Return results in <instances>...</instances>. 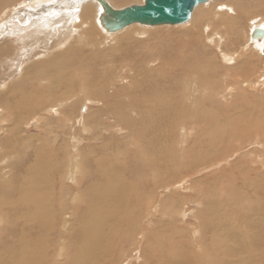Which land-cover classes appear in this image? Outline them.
I'll return each instance as SVG.
<instances>
[{"label": "rangeland", "instance_id": "1", "mask_svg": "<svg viewBox=\"0 0 264 264\" xmlns=\"http://www.w3.org/2000/svg\"><path fill=\"white\" fill-rule=\"evenodd\" d=\"M211 2L212 3H210L208 6L199 9L200 17L197 21V24H201L200 20L205 19V16H207L206 14H204V12L210 10L209 6L213 5L214 1ZM139 3H141V1L129 3L128 6ZM18 7H22V6H18ZM120 7L121 6H116V8H120ZM247 11L244 9L238 12L237 14L238 24L237 27L235 28L236 30L235 29L233 30L234 34L230 35L229 40L227 42L223 43L219 48H211L212 49L211 53L203 54L204 56L201 55L203 59L195 60L197 64L199 65L205 64L206 66L204 67V69L195 73L196 75H198L200 80L199 83H197L199 87L202 85L205 86L206 88L211 87L210 86L211 81L214 77H218L217 80H220L219 79L220 75L222 76L232 75L234 77V74L235 73L237 74V72L238 73L246 72L247 79L252 83H258V80L264 82L262 78L264 74L263 71L264 54L262 56L259 55L257 51L252 49L251 44L249 45L250 42H248V33H249L248 31L251 27V19L253 18V16L256 15L255 17H257V15L259 14H262L261 16H264V12L260 10H258L257 12V9L256 10L252 9V11H248V12ZM95 14L96 12L94 11V17H93L94 23L96 18ZM208 18L209 21L211 22L212 18L211 17ZM258 18H260V22H264V18L260 16H258ZM140 28H146V27H140ZM148 29H157V28H148ZM99 35L101 36L102 39L110 37V35H105L101 31H99ZM97 37L100 38L99 36ZM152 38H157L158 40L161 41L163 40L162 42H165L167 40H178L183 37L173 36V35H168V36L162 35V36H155ZM231 39H233L232 41L233 43L231 42ZM72 42L70 41L69 43H67V45L69 44L68 46L71 48L74 47L76 48V46H78V48L71 50L69 47H66L67 46L66 45L65 48L63 49L69 50L68 52H65L62 49L63 51L60 50L53 53V56L57 58L53 59V57L51 56L49 59H47L46 62H49V65L47 64L45 70H50V68L54 69L53 61H55L56 64V71L59 70L60 66L65 65V63L67 65L69 57L73 56L78 58L79 52L84 53V56L86 57V59L83 62H81L82 59L78 58L79 63L77 64L76 69L71 67L68 73L66 74L57 72V75L53 76L55 77V81L53 80L54 84L53 82H51L52 84L50 85L51 87H48L50 89L53 88H56V90L58 89L59 93H67V95H69L70 98L73 97V95L74 97H76V99H74L75 101L74 100L72 101L73 104H70V106H68L69 109L68 112L71 110L70 111L72 113L71 117H73L72 119L75 121L76 129L78 130V132H81L80 135L73 136L70 140L71 142L72 140L79 141L78 148L76 149L74 147V144H72V146L69 145V147L67 148L66 146L68 141L67 137L70 136L69 133H71V132H67L68 131L67 127L61 126V129L60 127L54 128L52 127L51 123L44 121L43 123H45V126H47L49 130L52 128V132H51L52 136L47 137L44 136V133H40L38 131L32 115L30 117H25V119L23 120V123L25 125L26 123H28V130H29L28 132L31 137L37 139L39 138L38 136H40L38 142L32 141V143H26L24 140H22V137H19L16 138V140L13 142L14 145L16 144V148H15L16 150L14 149L15 151L13 149L11 152H6L7 149L4 150L6 153H8V157L11 159L10 161L12 162L17 161L16 158H19V156L21 155L32 158L34 161H32L30 164L31 165L34 164L33 165L34 167L33 166H32L33 168L30 167L31 166L30 165L29 167L32 170H30L27 173L29 174L32 171L33 175L34 176L36 175L35 178L37 179H34L36 180L34 182H32L33 180L29 182H24V185H20L18 182H15L16 184L15 183L13 184H15L16 187L15 185L9 184V182L1 181L0 211L2 212V214L4 212L5 214H7V215L5 214L2 215L3 225L2 224L0 225L1 264H14L15 260H19L20 264H48L52 258L53 253L58 249L57 245L55 247V243H56L55 237L57 235V231L60 230L59 226L63 224V222L64 223L68 222L69 224L68 228L66 229L68 233H62L63 236L62 238L66 242L65 249L66 248L67 249L63 254L65 255L64 258L62 257L57 262H55L57 264H144L145 263L144 256L147 257L146 260L148 264H164L167 262L166 259L163 258L164 256L161 259H159V253L156 251L169 252L170 248H177V247H185L184 252L189 256L195 255L194 257L186 258L187 261L186 259L182 260L181 258H179L180 260H178V262L180 261L181 263L179 262L177 264H189L190 262H191L190 264H223L221 263V261L227 262V260L222 254V250L224 247V242H227L230 233L236 231L237 232L243 231L248 227L249 229H251V231H249V229L247 230L252 236L245 237L243 240L239 242L232 239L229 244L231 264L234 261H236V260H232V258H236V256L241 255V254L239 255V252L242 253V256H240V258L246 264H252V263L264 264V235H263L264 228L262 227L263 224L259 223L261 219L260 217L264 216L263 214L264 210H262L264 209V201H263L264 197H262L260 193V191L264 190L263 188L264 169L261 168V166L259 165L260 163L257 164V160L264 161V149L262 150L261 148H258L257 151L255 149L252 153L251 150H249V148L251 147L249 143H247V149L245 150L243 148H241L240 150L235 149L236 147H238V145L235 148L230 146L231 148L230 149L229 145L227 144L229 143V137L232 129L235 132L234 133L235 136L240 139L249 130L252 132L257 131V137L259 134L260 138L261 137L264 138V105H263L264 102L263 103L261 102L262 104L261 109L258 106V104H256L257 109L253 111L251 106L252 103L250 104L248 100H244V99L241 100L237 99V102L235 104L228 105L226 103H216V102H212V104H209L205 98L199 97L200 102L198 101L199 104L197 105V107H195V109L191 107L188 108V106H181V105L176 106L174 103L172 104L171 102L166 101L164 107L165 109H163L162 113L161 111H153L150 114L151 116L154 114L155 118L162 117V119L164 120V125L163 124L161 125L159 121L155 119L153 116L152 117L150 115L148 116L151 118L145 117L143 126L141 124L140 126L141 129L138 131V134L140 135L141 133L140 136H143L142 137L143 139L137 137L138 140H140L139 143L137 138L128 140L122 137H117L111 139V137L113 136V132H111L110 134L106 133L104 134L103 138H100L99 136L104 132L105 128H107V125H112L116 122L113 121L111 123L110 120L112 119L117 120L113 115L109 113V111L100 108V105L98 103L100 100L103 101L108 100L112 95L111 94L109 97H107V95L105 94L108 92L110 88H112L109 85L112 81V77L109 75V71L111 70V68L107 66L106 68L103 69V65L101 66V64H105L102 55H104V53L105 54L108 53L109 51H106L105 49L104 50L101 49V51L99 52L101 55L100 60L89 59L91 58L93 51L90 50L89 48L81 46L79 43L73 42L72 44ZM20 43L21 41H17L14 44H12V46L15 48V51L17 47L20 45ZM125 45L126 43H124L123 45H119L121 47V50L124 48ZM246 46L248 47L246 48ZM109 48L111 47H106V49ZM244 48H246L245 50H247L243 52L242 57L244 56V58L242 57L237 58V60L234 63V66L232 67L233 69H231L229 65L224 63L223 60L224 54L232 53L233 51H236V49L243 50ZM0 52L3 53L0 56L1 61L6 60L10 56L7 55L8 48L4 44L1 45ZM118 52L119 51H116V53ZM66 55L68 57H66ZM250 55H252L253 57H251ZM243 62H245L244 65ZM209 63L211 65L212 64L215 65L213 71L211 70V65ZM7 64L8 63H4L3 65L7 66ZM216 64L219 66L220 69V71L218 70L220 74L218 76L215 75L216 73L214 72L215 70H217ZM236 65L238 66L240 65V67ZM100 68L106 71L104 72L100 70ZM237 69L240 70L238 71ZM78 70L80 71L77 74ZM101 71L104 73H102ZM73 72H75L76 74ZM49 73L45 75V77H48ZM72 73L74 75H72ZM105 73L111 78L110 79L108 77L111 81H108ZM84 74L85 75L89 74L88 76L91 75V77L87 78L88 76L86 75L85 77ZM84 77L91 80L86 81V79H83ZM236 78L238 77L236 76ZM99 80H101L100 83ZM233 80L234 79H229L227 82L229 83L230 81V83H232ZM238 81H240V79H238ZM232 85H236V84H231V85L228 84L227 86L231 87ZM151 86H154L153 82L146 83V87L148 88V92H149L148 95L151 96L152 97L151 100H153V98H155L156 91H152ZM221 86L222 85L219 82L217 88H220ZM239 86L240 85H238L237 87ZM258 86L259 89H256L255 92H257L258 96L260 97L261 96L260 94L263 93L262 95H264V86L263 85L260 86L259 84ZM103 87L105 90L103 89ZM118 88H120V86H116V89ZM101 89L103 90L101 91ZM243 89H245V87H243ZM35 96L37 95L34 92L32 93L21 92L20 94H18L17 98L14 101H11L8 104H6L5 108H7L9 111L18 110L19 107H21L22 109L24 105L29 106L30 102L36 100ZM233 96H235V93L233 94ZM29 97H32L31 101L27 100V98ZM87 101H89L90 104H87ZM115 101L119 103L120 99H114V102ZM41 103H42L41 106L45 105V107L47 108V103L45 101H42ZM109 107L115 108L116 105H111ZM30 108L32 110L35 109L34 107H30ZM256 110L258 111V113L254 114ZM186 117L187 118L193 117L194 124L198 125L197 132L199 133L198 134L199 138L197 137L195 139L197 140V142L196 141L195 142L198 143V145L197 144L195 145V143H193L191 148L192 153L188 151L184 153H179L178 155L175 154L172 155L173 153L168 149V147L172 140H173L172 144H175L177 143V139H178L176 136L177 126L174 125H179V123L185 124L183 120H185ZM87 118H89L90 124L86 125V127L83 128L82 126L83 122H86ZM104 121H106L107 123H105ZM11 122L12 119L8 120L7 125L11 124ZM102 122L105 123V125H103V127H99V125L102 124ZM174 127L176 129H174ZM35 129L37 131H35ZM82 129H88L87 130L88 133L87 131H84L83 133L81 131ZM258 131H260V133H258ZM17 132L18 135H21L22 130L19 129V131ZM253 134L256 133H252V135ZM145 135L146 136L149 135L148 140ZM55 136L60 137L58 141L61 143L60 149H57L58 142L52 143L50 141L48 144H46L48 140H50V138H53ZM44 138L47 139L45 144L42 143ZM262 140L264 141V139ZM64 141L66 142L65 144H63ZM155 141L161 143L160 146H163V149L166 150L168 149L167 150L168 154L166 153V159L167 157L168 159L170 158L169 159L170 161L167 160L168 163L165 164L164 170L166 171H162L163 173L159 177L155 173L151 174L150 171L148 172L146 171V174H144V172L141 171V169L140 170L138 169L142 164V162L140 161L141 160L140 159L141 155L139 153L140 150L139 148L133 145L136 142L138 146H140V144L142 146L143 143L146 144L147 142H149L148 152H153L155 150V144H154ZM237 144H239V142H237ZM202 145L204 146V149ZM5 146L8 148L7 145ZM18 146L20 147V149ZM200 147L203 150H201ZM170 148L176 150V147H170ZM36 149L38 150L36 151ZM233 149H235V151ZM17 150L19 151L18 155H17ZM26 151L30 152V154L28 153L25 155L24 153ZM232 152H235L234 153L235 157H233L230 162L228 163L225 162L226 158H228L230 153ZM194 153L196 156L194 155ZM255 154L256 156L254 157ZM243 155L244 157H242ZM172 156H175V158H171ZM198 156L200 157L198 158ZM250 156H251L250 159L251 161L249 160L247 161V159L250 158ZM258 156L259 159H257ZM75 157L80 158L82 164L81 163L79 164L80 166L78 167V169L73 174H71L69 177L70 179H68L66 177L72 171L65 172V168H66L65 165L68 162V159H74ZM261 157H263V159ZM178 158L181 159L179 160ZM194 158L196 159V161L198 159H200L201 161L203 160L200 163L204 162V165L201 166V169L198 172L189 174L192 171V169L194 170L197 167H200V164L196 166L197 164L194 163L196 162ZM93 159H95V161ZM137 159H139L138 163H137ZM174 159L177 160L178 163H180L177 164L178 166L180 165L179 168L176 165L177 161L175 162ZM191 160L192 161L194 160V162H192ZM91 161L93 162V164L95 163V166H93ZM188 161H190V163H188ZM217 162L220 163V166L215 167ZM186 163L193 165L192 166L190 165L191 166L190 167ZM233 163H235L234 164L235 167L231 166L232 168H234L233 171L232 170L227 172L222 171L224 169H228L230 167V164ZM15 164L16 163L13 162V165ZM185 165H187L191 169L189 170L190 172L188 171L189 168ZM243 165H246L247 169L249 167L250 171H247V169L244 170L245 166ZM19 166L22 167L23 175L24 173L26 174L25 170L28 169L29 167L27 166L28 167L27 168L22 162L19 163ZM174 168H178V169H174ZM255 168L258 169V171ZM261 170L263 174L261 173ZM109 171L112 173L111 175L112 179H110V182L112 180V183L110 182L108 183L107 181H105L107 180L106 177ZM187 171L189 172L188 174H186ZM218 172L221 173L219 174ZM252 173H254L255 175H253ZM170 174L171 176H169ZM243 175H248L255 182L248 183V185L249 184L250 185L245 186L241 180V177ZM153 177L154 180L151 181V178ZM72 179L75 180V182H73ZM160 179H164V180H160ZM157 180L159 183L157 182ZM25 181L27 180L25 179ZM5 183L10 189L12 188L13 192L17 190L18 194L16 192L11 193L12 190L8 188L10 190L9 192L10 195L9 193L7 194L9 196L12 195L11 198L8 197L5 193L6 192ZM17 183L20 186L17 187ZM173 183H175L174 185H176L177 187L174 190L170 189L171 191L167 190L169 189V187L171 188L172 186H174L171 185ZM27 184L29 186H26ZM161 185L163 186V188ZM157 186L159 187L156 188ZM165 186L167 188H165ZM258 186L262 188L260 189ZM103 187L105 188L104 191L108 195L107 198L109 202L115 200V202L117 203L119 200L120 203L119 207L116 206L117 204L114 202H110L113 203L110 205L112 207H108L110 203L107 200H105L106 198H103V194H105L102 190L104 189ZM29 188L32 189V191L34 190V193ZM109 188H110V192L108 190ZM22 190H23L22 192L23 194L20 193ZM27 190H29V192ZM30 191L32 192V195H30ZM98 192H100L99 194H101L102 197L98 194ZM113 192H115V194ZM14 194L18 196H15ZM19 194L22 195L21 198L24 199V201L21 202L22 199L20 198L21 199L20 204L15 207L11 206L12 208L8 207L9 209L7 208V206H4L8 201L11 200L14 201L18 200L19 202L18 199ZM26 194L32 197L31 198L29 196L26 197ZM248 194L253 195V198L251 196L252 198L251 199L250 195ZM5 195L7 196V198ZM23 195L25 196V198ZM247 197H249L250 199L249 198L247 199ZM32 198H34L35 200ZM27 199H29L30 201H28ZM25 201L29 202L28 203L29 207L27 202L25 203ZM30 202H32V204L34 203L35 205L30 207V205H32L30 204ZM90 202L92 203L91 205ZM105 203L106 206H104L105 213L103 212L104 213L103 217L106 216L109 219L110 217L114 218L113 220L110 219L112 221L111 223L119 227L120 228L119 230H117L115 227V229H111L108 231L107 226L104 224L105 217L99 218L101 226L102 224L104 225L101 227V229L99 227L98 222L95 221L98 218L97 208ZM114 204L116 205L114 206ZM151 204L156 205L158 211L157 210L156 212H154L153 210L150 211V206H152ZM26 205L28 208L26 207ZM260 205H262L263 208L260 207ZM38 206L40 207L37 210ZM45 206L47 209L50 208L51 210H53V214H50L49 213L50 211L48 209L49 212L47 213L50 214V216H48L45 213L47 211ZM33 207L36 210V213L37 212L39 213L40 209L46 210L45 212H43L42 210L40 211V213L42 212L44 216L42 215L39 216V214L37 213L35 217L34 214L36 213L33 211L34 210ZM113 207H117L116 209L118 212L117 216H116V210ZM18 208H20V210ZM108 208L110 209L113 208V210L109 211ZM7 209L8 211H6ZM28 209H30L29 212L31 211L33 212L32 216L29 215L32 220L29 219L30 217L27 218L28 214L27 216L25 214L26 213L25 211H27L28 213ZM174 210H177L176 214L172 213V211ZM23 212L24 214L22 216L24 217L25 215V217L27 218V219L25 218L26 220H24V218L21 216V213ZM183 212L184 214L182 215L181 213ZM113 213L115 215H113ZM51 215H53V218L51 217ZM33 216L35 218H38L39 216L38 220L39 219L44 220L45 218L51 217L50 218L51 221H49L48 219V222L50 223L46 222L47 219L43 221L44 225L47 223L49 227H47L46 225H45L46 227H44V225L41 224L40 220H39L40 222L38 223H40L41 226L37 227L38 225L37 219H34ZM17 217L22 218L20 219L22 221H18L16 219ZM33 219L36 220L35 221L37 224L36 226H35V222H33L34 221ZM29 220L32 221V223L30 222L31 224L27 222ZM207 221L210 222L208 223ZM25 222H27L28 224ZM51 222L53 224V227L56 226V230H52L50 232L51 229L49 228ZM90 223L93 224V226L95 223L97 225V231L100 229L101 233H99V231L96 232L94 229H92L90 230L91 234L86 235L85 232L83 231L86 230L85 225ZM256 224L257 226L259 225L260 228L257 229ZM202 225L204 228L202 227ZM42 229H46L47 232L44 233L45 230L43 231ZM195 229L199 231V237L192 235V233L196 231ZM71 231H73L74 233ZM79 232L80 234L83 233V235L82 234L80 235ZM25 233L26 235H24ZM238 234L239 233H237V235ZM19 235H22V237L20 238ZM151 237H153L151 244L152 249L150 251L147 250L144 255L143 250L142 251L140 250L141 243L147 244ZM256 240L258 242H256ZM248 242H251V244H247ZM2 249H4L5 251H3ZM249 251H251L252 253ZM5 252L10 253V255L8 256ZM15 253L17 256L13 258ZM75 253H77L78 255L77 254L74 255ZM137 253H140L143 256V258L141 259L138 258L136 262L134 260H135V256L137 257ZM35 255L37 256L35 257ZM206 256H208L209 258H206L204 260V257ZM251 257L253 258V260ZM219 258L221 259V261L219 260ZM195 259H198L200 262L197 261L196 263H194L193 261Z\"/></svg>", "mask_w": 264, "mask_h": 264}, {"label": "bare ground", "instance_id": "2", "mask_svg": "<svg viewBox=\"0 0 264 264\" xmlns=\"http://www.w3.org/2000/svg\"><path fill=\"white\" fill-rule=\"evenodd\" d=\"M138 1H141V3H139L137 5H141V4H143L144 0H106V2L109 4V6L115 10L122 9V8H124L123 6H125V5H127L125 7H128L129 3L138 2ZM211 1H214V2H213V5L209 6L210 10L204 12V14H206L207 16H205V19L200 20L201 24H197V21L200 17L199 16V14H200L199 9L208 6L210 3H212ZM18 6H22V7H18ZM23 6H25V7H23ZM116 6H121V7L116 8ZM251 8L253 10L257 9V12H258V10L264 12V9H263L264 8V0H208V2L197 6L193 10L190 20L187 21L186 23L182 24V25L145 26V25H140V24H132V25L126 27L125 29H123L119 32L108 33V32H105L104 29L100 25V16L103 14V10H102L101 6L95 0H0V47H1V45L4 44L8 48L7 55H10L6 60L1 61V59H0V155H1V157H0V185H1V181L2 182H4V181L9 182V184H11V185H15L16 184L15 182H18L20 185H24V182H29L32 180H33L32 182H34V181H36L34 179H37V178H35L36 175L34 176L32 171L29 174L27 173L30 170H32L30 167H32L34 165V164L33 165L30 164L32 161H34L32 158L21 155V156H19V158H16L17 161H13L17 164V166H16V164L13 165V162L10 161L11 159L8 157V153H6V152H11L12 149L14 150L16 148V144L15 145L13 144V142L16 140V138L22 137V140H24L26 143H32V141L38 142V139L40 138V136H38L39 138H37V139L30 136V134L28 132L29 131L28 130V123H26V125L23 123V120L25 119V117H30L32 115L33 120L36 123V127H37L38 131L40 133H44V136H47V137L52 136V133H51L52 128L49 130L47 128V126H45V123H43L44 121L51 123L52 127H54V128L60 127V129H61V126L67 127L68 128L67 132H71V133H69L70 136L67 137L68 139L66 138L68 140L67 144H66L67 148L69 147V145L72 146V144H74V147L76 149L78 148L79 141L72 140V142H71L70 140L73 136L80 135L81 132H78V130L76 129L75 121L72 119L73 117H71V115H72V113L70 112L71 110L68 112V110H69L68 106H70V104H73L72 101L74 99H76V97H74V95H73V97L70 98V96L67 95V93H59L58 89L57 90H56V88L50 89L48 87H51L50 85H52L51 82H53V80L55 81V77H53V76L57 75V72H61V73L66 74V73H68V71L70 70L71 67L76 69L77 64L79 63L78 58L82 59L81 62H83L86 59V57L84 56V53L79 52L78 58L73 57V56L69 57L67 65L65 63V65L60 66L59 70L56 71L55 61H53L54 69L50 68V70H45V67L47 66V64L49 65V62H46V60L49 59L51 56L53 57V59L57 58V57L53 56V53L60 51L63 48H65L67 43H69L70 41L71 42L73 41L74 43L75 42L79 43L81 46H84V47L92 50L93 53H92L91 58H89V59L100 60L101 55L99 52L101 51V49L102 50L105 49L106 51H109L108 53H106V54L104 53V55H102V58L104 59L105 64H101V66L103 65V69L106 68L107 66L111 68V70L109 71V75L112 77V81L110 80L111 78L106 73H105V75H106L108 81H111V83L109 85L112 88H110L108 90V92L105 94L107 95V97H109L111 94L112 95L108 100H106V101L100 100L98 103L100 105V108H102L103 110L109 111V113L111 115H113L115 117V119H117V120H113V119L110 120L111 123L113 121H116V122L112 125H107V128H105L104 132L99 136L100 138H103L104 134H106V133L110 134L111 132H113V136L111 137V139L117 138V137H122V138L128 139V140L129 139H136L137 137H140V139H143L142 138L143 136H140L141 133L139 135L138 131L141 129V127H140L141 124L143 126V122H144L145 117H148L151 114V112H153V111H161V113H162L163 109H165L164 107H165L166 101H169L172 104L174 103L176 106L177 105L188 106V108L191 107V108L195 109V107H197V105L200 102L199 97L205 98L209 104H212V102H216V103H226L228 105L235 104L237 102V99H240V100L244 99V100H248L250 102V104L252 103L251 106H252L253 111L255 109H257L256 104H258V106L261 109V106H262L261 102L262 103L264 102V100H263L264 95H262L263 94L262 93V94H260L261 96L259 97L258 93L255 92V90L259 89L258 84L260 86L261 85L264 86L263 81L258 80V83H252L251 81H249L247 79V77H246L247 73L246 72H243V73L237 72V74L235 73L234 74L235 78L232 75L222 76L219 74L220 69H219V66L216 64L217 70H215L214 72L216 73L215 75H217V76L220 75L219 76L220 80H217L218 77L213 78V76H212L213 79L211 81V85H210L211 87L206 88L203 85L199 87V85L197 83H199L200 80H199L198 75L195 74L198 71L204 69V67H206L205 64H202V65L197 64L195 62V60L196 59L197 60L203 59V57L201 55L211 53V50H212L211 48H219V47H221V45L223 43L227 42L229 40L230 35L234 34L233 30L237 27V24H238V21H237L238 15L237 14H238V12H240L241 10H244V9L246 11L247 10L252 11ZM94 11L96 12L95 23L93 20ZM261 15L262 14L257 15V17H255L256 16L255 15V16H253L254 19L253 18H252L253 20L251 19V27L248 31L249 32L248 33V42H250L249 45L251 44L252 49L257 51V53L262 56L264 54L263 53V51H264V22H260V18H258V16L264 18V16H261ZM208 17L212 18L211 22L209 21ZM193 19H194V22H193ZM249 21H250V19H249ZM137 26H139V27H137ZM140 27H146V28H140ZM159 27H161V28H159ZM148 28H157V29H148ZM255 30H259L261 32V34L254 36L253 33ZM99 31H101L105 35H110V37L102 39L101 36L99 35ZM232 31H233V33H232ZM162 35H166V36L173 35V36H180L183 38L178 39V40H167L165 42H162L163 40L161 41V40H158L157 38H152L155 36H162ZM97 36H99L100 38H98ZM235 36H238V35H235ZM17 41H21V43L15 51V48L12 46V44H14ZM232 41H233V39H231V42ZM73 42H72V44H73ZM124 43H126V45L121 50V47L119 45H123ZM68 45L66 47H69ZM106 47H111V48L106 49ZM247 47L248 46H246V48ZM69 48L72 50V49L78 48V46H76V48L75 47L74 48L69 47ZM246 48H244L243 50H241L242 48L238 49V50L236 49V51H233L232 53L224 54V56H223L224 63L229 65L230 68L233 69L232 67L234 66L235 61L237 60V58L242 57L243 52L247 51V50H245ZM113 50H116L119 52L116 53V51H113ZM64 51L68 52L69 50L65 49ZM121 51H123L124 53ZM2 54L3 53L0 52V56ZM220 54H222V53H220ZM214 56H216V55H214ZM250 56L253 57L252 55H250ZM66 57H68V56L66 55ZM242 58H244V56ZM242 61H244V60H242ZM4 63H8L7 66H4L3 65ZM244 63L245 62H243V65H244ZM247 63H249V62H247ZM239 64H241V63H239ZM236 66H238V65H236ZM238 67H240V65ZM214 68H215V65L212 64L211 70L213 71ZM240 69H242V68H240ZM80 70H78L77 74L79 73ZM82 70H83V68H82ZM100 70H102V68H100ZM102 71H104V70H102ZM104 72H102V73H104ZM48 73H49V76L45 77V75H47ZM73 73H75V72H73ZM73 73H72V75H74ZM107 73H108V70H107ZM86 75L88 76L89 74H86ZM86 75L84 74L85 77H86ZM236 76L238 78H236ZM85 77L83 79H86V81L91 80V79H87V78L91 77V75L88 76L87 78H85ZM262 78L264 80V74H263ZM57 79H59V78H57ZM229 79H234V80L232 81V83H230V81L228 83L227 81ZM238 79H240V81H238ZM100 81L101 80H99V83H100ZM252 81H254V80H252ZM148 82L154 83V86H151V90L156 91L155 98H153V100H151L152 97L148 95L149 92H148V88L146 87V83H148ZM219 82L221 83L222 86L220 88H217V86L219 85ZM36 83H38V84H36ZM46 83H47V85H46ZM53 84H54V82H53ZM228 84H230V85L236 84V85H232L233 86V88H232V86L231 87L227 86ZM238 85H240V86L237 87ZM116 86H120V88L116 89ZM243 87H245V89H243ZM68 88H70V87H68ZM103 89H104V87H103ZM103 89H101V91ZM21 92H28V93L34 92L37 95V96H35L36 100L30 102L29 106L24 105V107L22 109H21V107H19L18 110H12L11 109L12 111H9L7 108H5L6 104H8L11 101H14L17 98L18 94H20ZM45 93H48V94H45ZM234 93H235V96H233ZM103 94H101V95H103ZM31 98L32 97H29V98H27V100L31 101ZM114 99H120V102L119 103H117L116 101L114 102ZM42 101H45L47 103V108L45 107V105L41 106ZM232 101H233V103H232ZM87 104H90V102L87 101ZM111 105H116V107L110 108L109 106H111ZM30 107H34L35 109L32 110ZM256 111L254 112V114L258 113V111L257 112ZM237 114H238V112H237ZM49 115H51V116H49ZM53 116H54V118H53ZM152 116L154 117V114ZM151 117H148V118H151ZM11 119H12L11 124L7 125V121L11 120ZM155 119H157L161 125L162 124L164 125V120L162 119V117L155 118ZM104 122L107 123L106 121H104ZM165 122H167V121H165ZM183 122H185V124L179 123V125H174V126H177V135L176 136L178 139H177V143H175V144H172L173 143V140H172L170 142L169 147H168V149L173 153L172 155H174V154L178 155L179 153H184V152H188V151H190V153H192L191 148H192L193 143H195V145L196 144L198 145V143H196L197 140H195L199 134L197 132L198 125L194 124V118L193 117H188V118L186 117V119L183 120ZM105 123L102 122V124H100L99 127H103V125H105ZM88 124H90L89 118H87L86 122H83V125L81 123L83 128H85L86 125H88ZM76 125H78V124H76ZM19 129L22 130L21 135H18L17 131H19ZM166 129H167V127H166ZM174 129H176V128L174 127ZM87 130L88 129H82L81 131L84 133V131H87ZM35 131H37V130L35 129ZM15 133H16V135H15ZM87 133H88V131H87ZM165 133H166V131H165ZM234 133L235 132L232 129L230 137H229V143H227L229 145V148H230V146L235 148L238 145V147H236L235 149L240 150L241 148H243L245 150V149H247V143H249L251 145L249 150H251L252 153L255 149H256V151L258 148H261L262 150L264 149V141L262 140L264 138L263 137L260 138L259 134L257 137V131L252 132L249 130V131H247V133H245V135H243L241 137V139L237 138ZM252 133H256V134L252 135ZM258 133H260V131H258ZM41 135H43V134H41ZM99 137H96V138H99ZM146 137L148 140L149 135ZM92 138H94V137H92ZM59 139H60V137L55 136L53 138H50V140H48V142L46 143L47 139L44 138L42 143L48 144L50 141L52 143L58 142ZM137 140H138V138H137ZM137 140H136V142H137ZM249 140H251V141H249ZM136 142L134 144L133 143L132 144L135 147L139 148V150H140L139 153L141 155L140 161L142 162L141 166L138 169L139 170L141 169V171H143L144 174H146V171L147 172L150 171L151 174L155 173L159 177L163 173L162 171H166V170H164L165 164H167L168 161H170L169 160L170 158L168 159V157H167V159H166V153H167L168 149L167 150L163 149V146H160L161 143H159L158 141H155L154 142L155 150L153 152H148L149 142H147L146 144L143 143L142 146L140 144L141 147L138 146L136 144ZM139 142H140V140H138V143ZM237 142H239V144H237ZM65 143L66 142L64 141L63 144H65ZM5 145H7L8 148ZM199 145H200V142H199ZM60 147H61V143L58 142V148L57 149H60ZM170 147H176V150L171 149ZM202 147L204 149L203 145H202ZM4 149H7L6 152ZM19 149H20V147H19ZM200 149H201V147H200ZM203 149H201V150H203ZM235 149H233V150L235 151ZM37 150L38 149H36V151ZM193 152H194V150H193ZM28 153L30 154V152L26 151L24 154L26 155ZM234 153L235 152L230 153L229 157L226 158L225 162H227V163L230 162L231 159L233 157H235ZM18 154H19V151L17 150V155ZM246 154H247V152H246ZM194 155H195V153H194ZM11 156H12V154H11ZM183 156H182V158H183ZM187 156H188V154H187ZM187 156H185V157H187ZM246 156H248V155H246ZM255 156H256V154L254 155V157ZM259 156L257 159H259ZM98 157H100V156H98ZM199 157L200 156H198V158ZM242 157H244V155ZM171 158H175V156H172ZM261 158L263 159V157H261ZM178 159L180 160L181 158H178ZM191 159H193V158H191ZM250 159H251V156H250V158L247 159V161L248 160L251 161ZM257 159H255V160H257ZM93 160L95 161V159H93ZM199 160L200 159H198L196 161V159H195L196 162H194V160L193 161L191 160L192 162L197 164V165L195 164L196 166H198L200 164V167H197V168L195 167L196 169H194V170L192 169L191 172L189 171L191 169L188 167L191 165V164H188V163H190V161H188V163H186L188 166L187 165H185V166H187L189 168V169L188 168H186V169H188V171L190 172L189 173L187 171L186 174H188V173L193 174L195 172H198L201 169V166L204 165V162L200 163L203 160L202 161L201 160L199 161ZM176 161L177 160H175V162ZM20 162H22L26 167L27 166L29 167L31 165L29 168L27 167L28 169L25 170L26 174L24 173V175H23L22 167L19 166ZM138 162H139V159H137V163ZM67 163L65 165L66 166L65 172H67V171H72V172H70V174H68L66 178L70 179L69 178L70 175L73 174L78 169V167L80 166L79 164L81 163V160H80V158L75 157L74 159H68ZM258 163H260L259 165L261 166L262 169H264V161H258L257 160V164ZM92 164H93V162H92ZM177 164H180V163H178V161H177L176 165ZM234 164L235 163L230 164V167L228 169H224L222 171L223 172H227V171H231V170L233 171L234 168H232L231 166H234ZM254 164H256V163H254ZM176 165H174V166H176ZM93 166H95V163L93 164ZM216 166H220V163L217 162L215 167ZM237 166H238V163H237ZM243 166H245V168L243 167L244 170L247 169L246 165H243ZM172 167H173V165H172ZM179 167H180V165L178 166V168ZM23 168H25V167H23ZM178 168H174V169H178ZM256 168H257V166H256ZM256 170L258 171V169H256ZM35 171H37V170H35ZM247 171H250L249 167H248ZM138 172H140V171H138ZM143 172H142V174H143ZM218 173L220 174L221 172H218ZM254 173H252V174L255 175ZM261 173H262V170H261ZM111 175H112V173L109 171L107 173V177H106L107 180H105L108 183L110 182V179H112ZM169 176H171V174ZM257 176H259V175H257ZM25 179L27 181H25ZM108 179H109V181H108ZM152 180H154V177L151 178V181ZM160 180H164V179H160ZM167 180H169V179H167ZM241 180L245 186H249L250 184L248 185V183H254L255 182L248 175H243L241 177ZM258 180H260V179H258ZM72 181L75 182V180H73V179H72ZM157 182H158V180H157ZM13 183H15V184H13ZM18 183H17V187L20 186ZM110 183H112V180ZM163 184H164V181H163ZM174 184L175 183H173L171 185H174ZM11 185H10V187H11ZM26 186H29V185L27 184ZM159 186H157L156 188H158ZM5 187H6V190H5L6 195L11 198L12 195L9 196L10 195L9 192H10V190H12V188L10 189L6 185V183H5ZM15 187H16V185H15ZM106 187H108V186H106ZM176 187L177 186L174 185L171 188L169 187V189H167V190H170V189L174 190ZM162 188H163V186H162ZM165 188H167V187L165 186ZM263 188H264V186H263ZM20 189H22V188H20ZM30 190L32 191V189H30ZM102 190L105 193V194H103V198H106L105 200H107L109 202V200L107 198L108 195L104 191L105 188ZM108 190L110 192V188ZM27 191L29 192V190H27ZM31 191H30V195H32V192L34 193V190L32 192ZM15 192L18 194L17 190ZM15 192H13V190L11 191V193H15ZM22 192H23V190L20 193H22ZM115 192H113V193L115 194ZM7 193H9V195ZM99 193L100 192H98V194ZM254 193H255V191H254ZM260 193H261L262 197H264V190L260 191ZM99 195L102 197L101 194H99ZM248 195H250V194H248ZM7 196H6V198H7ZM15 196H18V195H15ZM21 196L22 195L19 194V198H18L19 202H18V200L17 201L11 200V201H8L6 203V205H4V206H7V208L8 207L12 208L13 206L15 207V206L19 205L20 200L22 199ZM27 196H29V195L26 194V197ZM117 196H115V197H117ZM171 196H173V195H171ZM251 196L253 198V195H250V198H251ZM29 197L31 198L32 196H29ZM10 198H9V200H10ZM12 198H14V197H12ZM24 198H25V196H24ZM248 198L249 197H247V199ZM32 199H34V198H32ZM96 199H98V198H96ZM27 200L30 201L29 199H27ZM22 201H24V199H22L21 202ZM92 201H93V199H92ZM247 201H250V200H247ZM259 201H260V199H259ZM26 202L27 201H25V203ZM110 202L116 203L115 200L110 201ZM28 203L29 202H27V204ZM30 204H32V202H30ZM91 204L92 203L90 202V205ZM111 204H113V203H110L108 207H112V206H110ZM116 204H114V206L116 205L119 207V204H120L119 200ZM259 204H260V202H259ZM34 205L35 204L33 203L32 205H30V207L34 206ZM96 205H98V204H96ZM104 206H106V203L101 205L100 207H98L99 209L97 208L98 218L95 221L98 222L100 229L104 225L102 224V226H101L99 218L105 217V219H104L105 223L104 224L107 226L108 231L111 229H115V227L117 230H119L120 229L119 227H117L116 225L111 223L112 222L111 220H113L114 218L110 217V219H111L110 220L106 216L103 217V214L105 213L104 212V210H105ZM26 207H27V205H26ZM28 207H29V204H28ZM39 207L40 206H38V208L36 207L37 210L39 209ZM260 207L263 208L262 205H260ZM45 208H46V206H45ZM113 208L115 210L117 209V207H113ZM113 208L112 209L108 208V209H109V211H112ZM8 209L6 211H8ZM18 209L20 210V208H18ZM33 209H34V207H33ZM48 209L50 212L48 211ZM48 209L46 208L47 211L40 209V211L41 210L43 212L46 211L45 213L48 216H50V214H53V210H51L50 208H48ZM29 210L30 209H28V213H27V211H25L26 216L28 214L27 218L32 216V213H33L32 211L29 212ZM152 210L154 212H156V210L158 211L157 206L156 205L150 206V211H152ZM262 210H264V209H262ZM33 211L36 213L35 209ZM40 211H39V213L37 212L39 214V216L40 215L44 216L42 212L40 213ZM16 212H18V211H16ZM47 212H49L50 214ZM37 213L34 214L35 217H36ZM114 213H115V211H114ZM114 213H113V215H115ZM117 213L118 212L116 210V216H117ZM172 213L176 214L177 210L172 211ZM3 214H5V212ZM3 214H2V212L0 213V225L1 224L3 225V221H2V219H3L2 215ZM18 214H16V215H18ZM23 214H24V212L21 213V216ZM181 214L183 215L184 212ZM263 214H264V212H263ZM5 215H7V214H5ZM16 215H15V217H16ZM13 216H14V214H13ZM34 216H33V218L37 219V223L41 221L42 225H44L43 221L45 219H47L46 222H48V219H49V221H51L50 218L51 217L53 218V215H51L50 218H45L44 220L41 218L42 220L39 219L40 220L39 221L38 220L39 216H38V218H35ZM263 217L264 216L260 217L261 219H260L259 223H262L263 224L262 227L264 228ZM23 218H24V220L27 219L25 217V215ZM16 219L18 221H22V220H20L22 218L17 217ZM29 219L32 220L31 217ZM30 220L27 222L32 223V221H30ZM11 221H13V220H11ZM35 221L36 220H34L33 222H35ZM27 222H25V223H27ZM48 223H50V222H48ZM259 223H257V224H259ZM41 224L38 223V225H37L35 222V226L37 225V227H40ZM257 224H256V227L258 229V228H260V226L259 225L257 226ZM14 225H15V223H14ZM45 225L47 227H49V225H47V223ZM45 225H44V227H46ZM203 225H202V227H203ZM68 226H69L68 222L67 223L63 222V224H61L59 226L60 230L57 231V235L55 237L56 239L54 238L55 242H56L55 247L57 245L58 249H57V251H55L53 253L52 258L48 264H57L55 262H57L62 257L64 258L65 255H63V254L67 248L65 249L66 242L62 238L63 237L62 233H68L66 230L68 228ZM106 226H105V228H106ZM85 228H86V230H84L83 232H85L86 235L91 234L90 230H92V229H94L96 232L99 231V233H101L100 229L97 231V225L95 223H94V226L91 223L87 224V225H85ZM46 229H42L43 231L45 230L44 233L47 232ZM49 229H51L50 232L52 230H56V226L53 227V224L51 222ZM247 229H249V227ZM247 229H244L243 231H239V232L236 231V232L230 233L227 242H224V247L222 250V254L226 258L227 262H222L221 259L219 258L221 263L231 264L229 244H230L232 239L239 242V241L243 240L245 237L252 236L249 233V231H251V229H249V231ZM195 230L196 231H194L192 233V235L199 237V231L197 229H195ZM95 231H93V232H95ZM10 232H12V231H10ZM71 232H73V231H71ZM74 232H75V230H74ZM21 233H22V231H21ZM237 233H239V234L237 235ZM262 233H263V231H262ZM52 234H53V232H52ZM77 234H78V232H77ZM79 234H80V232H79ZM81 234L83 235V233H81ZM24 235H26V233ZM66 236H68V235H66ZM19 237L21 238L22 235H19ZM87 237H89V236H87ZM64 238H65V236H64ZM152 238L153 237L150 238V240L147 244L141 243L140 250L141 251L143 250L144 255H145V252L147 250L150 251L152 249L151 248ZM23 239H24V237H23ZM208 241H209V239H208ZM256 242H258V241L256 240ZM253 243H254V240H253ZM247 244H251V242H248ZM22 246H23V244H22ZM2 250L5 251L4 249H2ZM184 250H185V247H177V248H170L169 252H167V251H156V252L159 253V259H161L164 256L163 258H165L167 261L164 264H177L180 262V261L178 262V260H180L179 258H181L182 260L183 259L185 260L186 258H191V257L195 256V255H193V256L187 255L184 252ZM240 250H241V248H240ZM249 252H251V251H249ZM34 253H35V251H34ZM6 254L8 256L10 255V253H6ZM76 254L77 253H75L74 255H76ZM253 254H255V253H253ZM239 255L242 256V253L239 252ZM15 256H17L16 253H15L13 258H15ZM36 256L37 255H35V257ZM234 256H236V255H234ZM240 256H236V258H232V260H236L232 264H246L242 261ZM257 257H259V256H257ZM138 258L141 259V258H143V256L140 253H137V257L135 256L134 261H136ZM144 258H145V263L144 262L143 263L148 264V262L146 260L147 257L144 256ZM206 258H209V257L208 256L204 257V260ZM245 258H246V256H245ZM252 260H253V258H252ZM186 261H187V259H186ZM197 261H199V260L195 259L193 262L196 263ZM254 261H256V260H254ZM0 264H1V262H0ZM14 264H20V261L15 260Z\"/></svg>", "mask_w": 264, "mask_h": 264}, {"label": "water", "instance_id": "3", "mask_svg": "<svg viewBox=\"0 0 264 264\" xmlns=\"http://www.w3.org/2000/svg\"><path fill=\"white\" fill-rule=\"evenodd\" d=\"M102 8L100 25L105 32H119L132 24L145 26L182 25L193 10L208 0H144L141 5L112 9L106 0H95ZM261 34L255 30L253 35Z\"/></svg>", "mask_w": 264, "mask_h": 264}]
</instances>
